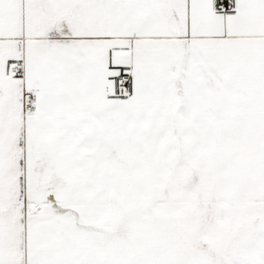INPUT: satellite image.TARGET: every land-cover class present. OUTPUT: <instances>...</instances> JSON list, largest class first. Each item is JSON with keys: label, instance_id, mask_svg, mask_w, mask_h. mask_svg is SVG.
Segmentation results:
<instances>
[{"label": "snow or ice", "instance_id": "6c2138e0", "mask_svg": "<svg viewBox=\"0 0 264 264\" xmlns=\"http://www.w3.org/2000/svg\"><path fill=\"white\" fill-rule=\"evenodd\" d=\"M0 264H264V0H0Z\"/></svg>", "mask_w": 264, "mask_h": 264}]
</instances>
